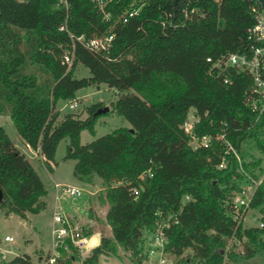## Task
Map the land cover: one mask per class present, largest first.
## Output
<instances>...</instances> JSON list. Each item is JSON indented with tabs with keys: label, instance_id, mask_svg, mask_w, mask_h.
Wrapping results in <instances>:
<instances>
[{
	"label": "trees",
	"instance_id": "obj_1",
	"mask_svg": "<svg viewBox=\"0 0 264 264\" xmlns=\"http://www.w3.org/2000/svg\"><path fill=\"white\" fill-rule=\"evenodd\" d=\"M102 1L108 20L91 0H0V115L11 118L49 171L66 138L64 159L75 160L78 180H101L97 200L107 206L111 236L82 260L72 247L69 254L61 250L56 264H100L118 248L142 264L148 256L143 234L154 233L162 221L172 264L254 257L264 264V170L252 154L264 156V112L257 117L246 103L248 75L230 67L218 74L206 61L246 52L247 30L261 8L252 0H179L173 14L172 0ZM130 7L138 14L122 22ZM64 23L75 37L111 35L109 49L94 53L73 42L58 29ZM66 53L73 54L70 68L62 62ZM77 65L88 77L74 76ZM99 84L116 92L111 111L130 126L81 144L80 132H93V114L102 105L88 107L81 119L60 116L55 102ZM190 109L198 119L194 134L210 139L206 148H193L183 131ZM227 143L232 150L226 153ZM251 180L258 184L247 212L258 213L262 228L232 218L231 197ZM0 191L6 216L26 218L45 209L41 178L2 126ZM88 217L97 219L91 209ZM0 264L32 263L24 254L8 261L0 256Z\"/></svg>",
	"mask_w": 264,
	"mask_h": 264
},
{
	"label": "rangeland",
	"instance_id": "obj_2",
	"mask_svg": "<svg viewBox=\"0 0 264 264\" xmlns=\"http://www.w3.org/2000/svg\"><path fill=\"white\" fill-rule=\"evenodd\" d=\"M74 76L76 78L88 77V71L82 66L77 65L74 69ZM116 98V92L107 87V85H91L78 90L73 100H57L55 102V107L56 110L59 111L60 116L66 113H72L79 114L81 119L87 116L86 109L94 104H101L102 107H109L110 111L98 116L92 133L87 130H82L80 132L79 141L81 144H86L117 128H129V123L123 117L111 111L112 103ZM71 103L76 104L74 109L69 108V104ZM188 117H196L192 109L189 110ZM0 126L3 127L5 133L16 147L22 151L26 150L9 116L0 115ZM67 143L68 140L66 138L58 143L54 156L55 162L52 163V171H49L44 166L40 158H34L30 156V154L26 155L27 158L30 159L35 171L43 181L45 189L47 190L46 195L43 197L45 209L37 214L27 213L26 218H20L13 214L6 216L4 212L0 210V253L2 254L0 256L2 260L8 261L15 256L26 254L29 256L32 264H46L44 260L51 252V224L55 198L54 183L72 185L83 190L82 197L77 199L68 198L59 194V202L66 208L68 213L72 214L71 208H78L79 213L84 214V212L82 213L84 208L88 209L87 207L90 205L95 207L91 210L97 219H91V221L86 224L87 228L90 229L89 236L91 241L87 246L89 250L82 248V253H77L76 257L78 260L85 258L90 251L99 244L102 237L111 236L110 228L105 222L107 206L100 205L97 200L98 194L102 189L101 180L95 177L89 184L75 177V160L64 159ZM252 154L260 159V169L262 168L264 170V156L255 150H252ZM259 217L258 213L248 211L242 225L246 227L257 226ZM255 218L257 221L254 220ZM76 220L79 224H84L85 216H78ZM150 236L151 235L146 232L143 234L144 253L148 252L149 243H151ZM5 237H10L12 240L5 241ZM93 238L96 239L95 243H92ZM91 244L93 246H91ZM239 250L240 248L238 247L236 251ZM167 257L172 259L170 256ZM157 259V253H148L147 258L143 260L142 264H157ZM99 262L100 264H134L129 257V253L124 252L120 248L117 249L114 255L101 256ZM223 264H260V260L254 257L243 263H233L225 259Z\"/></svg>",
	"mask_w": 264,
	"mask_h": 264
},
{
	"label": "built area",
	"instance_id": "obj_3",
	"mask_svg": "<svg viewBox=\"0 0 264 264\" xmlns=\"http://www.w3.org/2000/svg\"><path fill=\"white\" fill-rule=\"evenodd\" d=\"M64 2L66 0H63ZM96 2L99 12L103 15L105 20L109 19V13L105 10V2L102 0H91ZM217 1V0H215ZM258 4L256 0H252ZM259 5V4H258ZM260 7V6H259ZM254 10V9H253ZM262 11V10H261ZM138 14V9L130 7L123 15L120 20L126 22L128 18ZM60 31H66L69 38L83 47L94 53L106 52L112 41L111 35H103L99 37H92L86 39L84 36L75 37L68 32L65 23L59 26ZM247 39L249 41L246 52L242 54H229L219 59L211 61L209 58L207 62H211L213 69L220 74L226 68H236L244 72L251 79V88L246 95V103L252 112L257 114L259 117L264 112V13H258L255 16V23L247 30ZM73 61V54L66 53L63 55L62 62L70 68ZM224 83H228V79L223 80ZM76 104H69L70 109H74ZM197 117H187V120L183 124L182 128L184 133L189 136L190 145L193 148L202 146L208 147L210 139L208 136L197 137L193 132V127L197 122ZM219 138L224 139L223 135ZM226 142V141H225ZM228 144V143H227ZM232 150L228 144V150ZM237 157V155H235ZM238 158V157H237ZM224 160L218 166L219 168L224 167ZM258 182L251 180L244 188L234 193L231 197V206L233 209L232 218L239 224L243 223L252 200L255 188ZM55 198L54 207L52 213V224H51V252L50 255L44 260L46 264H56L57 260L61 258V250L67 254L71 253V247L78 253H82V248L85 250L89 244L90 236L83 234L82 224H79L72 216H70L64 206L59 202V194H62L68 198L77 199L82 197L83 190L72 185H64L54 183ZM188 200V197H185ZM257 221V219H254ZM257 227L262 228V221H257ZM167 222L162 221L156 225L154 233L150 234V241L148 247V253L158 254L157 264H172V259H169L167 254L164 252V245L166 239L163 235V228L167 227ZM5 241H11L12 238L5 237ZM93 246V245H91ZM83 250V251H85Z\"/></svg>",
	"mask_w": 264,
	"mask_h": 264
},
{
	"label": "crops",
	"instance_id": "obj_4",
	"mask_svg": "<svg viewBox=\"0 0 264 264\" xmlns=\"http://www.w3.org/2000/svg\"><path fill=\"white\" fill-rule=\"evenodd\" d=\"M23 145H24V147H25V151H22V150H20L18 147H16L15 146V144H14V146L16 147V148H18L25 156L27 155V154H30V156H32V157H34V158H40V160L43 162V157L39 154V152L38 151H33V150H31L27 145H25L24 143H23ZM27 157V156H26ZM28 160H29V162L31 163V161H30V159L29 158H27ZM31 165H32V163H31ZM33 166V165H32ZM34 168V167H33ZM43 182V181H42ZM47 191V190H46ZM92 207V208H91ZM65 208V207H64ZM88 209H86V208H84L83 210H82V213L84 212V214H80L79 213V210H78V208H71L72 209V214H70V213H68L67 211V213L70 215V216H72L73 218H74V220H76L77 219V217L78 216H81V215H83V216H85V223L83 224L82 223V225H86L88 222H90L91 221V219L88 217V212H86V211H88L89 209H94L95 207H93V206H88L87 207ZM65 210H66V208H65ZM77 221V220H76ZM78 222V221H77Z\"/></svg>",
	"mask_w": 264,
	"mask_h": 264
},
{
	"label": "water",
	"instance_id": "obj_5",
	"mask_svg": "<svg viewBox=\"0 0 264 264\" xmlns=\"http://www.w3.org/2000/svg\"><path fill=\"white\" fill-rule=\"evenodd\" d=\"M178 1L179 0H172L171 1V8H172V13L173 14H175V12H176V7H177ZM256 1L258 2L259 6H260V8L262 10V12L264 13V0H256ZM108 111H109V107H101V108H98L94 112L93 116L103 115V114H106ZM130 131H132V130L130 129ZM1 201H2V193L0 191V202ZM0 255H2V254L0 253Z\"/></svg>",
	"mask_w": 264,
	"mask_h": 264
},
{
	"label": "bare ground",
	"instance_id": "obj_6",
	"mask_svg": "<svg viewBox=\"0 0 264 264\" xmlns=\"http://www.w3.org/2000/svg\"><path fill=\"white\" fill-rule=\"evenodd\" d=\"M95 242H96V239H95V238H93V239H92V243H95ZM91 245H92V244H91Z\"/></svg>",
	"mask_w": 264,
	"mask_h": 264
}]
</instances>
